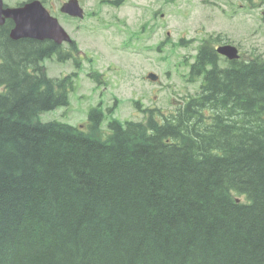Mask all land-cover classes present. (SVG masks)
Listing matches in <instances>:
<instances>
[{
	"label": "trees",
	"instance_id": "16d2710c",
	"mask_svg": "<svg viewBox=\"0 0 264 264\" xmlns=\"http://www.w3.org/2000/svg\"><path fill=\"white\" fill-rule=\"evenodd\" d=\"M11 27L0 26V264H264V59L221 67L205 39L189 65L195 94L111 119L104 135L98 108L86 131L40 121L72 88L41 62L71 55L13 41Z\"/></svg>",
	"mask_w": 264,
	"mask_h": 264
},
{
	"label": "rangeland",
	"instance_id": "374dc122",
	"mask_svg": "<svg viewBox=\"0 0 264 264\" xmlns=\"http://www.w3.org/2000/svg\"><path fill=\"white\" fill-rule=\"evenodd\" d=\"M3 1L15 7L28 0ZM39 1L77 47L71 60L61 63L55 56L44 60L47 75L59 78L78 72L72 77L68 106L42 113L41 122L85 129L89 111L100 106L106 135L113 118L121 122L143 118L133 101L138 100L141 109L173 112L182 98L198 90V83H187V64L196 46L210 35L238 48L240 60L264 59V0H122L118 7L110 0H78L84 10L80 20L59 13L67 0ZM181 39L190 43L178 47ZM73 59L79 60L80 69ZM225 65L221 61L220 66ZM95 71L103 74L104 84H97ZM149 72L159 76L157 83L145 79Z\"/></svg>",
	"mask_w": 264,
	"mask_h": 264
},
{
	"label": "water",
	"instance_id": "95a60500",
	"mask_svg": "<svg viewBox=\"0 0 264 264\" xmlns=\"http://www.w3.org/2000/svg\"><path fill=\"white\" fill-rule=\"evenodd\" d=\"M61 12L71 17H82L83 13L77 0H70L65 3ZM6 20H11L14 23V27L9 33V38L13 41L21 39L50 40L56 44L69 41L57 20L52 18L37 0L30 1L18 8L4 7L3 1L0 0V26H3ZM218 52L232 60L237 58L236 49L230 46L221 47ZM148 78L156 80L152 74Z\"/></svg>",
	"mask_w": 264,
	"mask_h": 264
}]
</instances>
